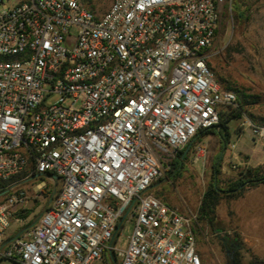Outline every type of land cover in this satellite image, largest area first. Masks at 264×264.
Instances as JSON below:
<instances>
[{
	"label": "built area",
	"instance_id": "obj_1",
	"mask_svg": "<svg viewBox=\"0 0 264 264\" xmlns=\"http://www.w3.org/2000/svg\"><path fill=\"white\" fill-rule=\"evenodd\" d=\"M231 1L110 0L102 13L89 0H20L0 12V259L206 264L198 216L179 214L150 190L237 108L211 67ZM241 127L264 143V125L245 118ZM34 179L56 191L31 225L33 210L15 214L42 194L27 188ZM13 222L27 223L10 233Z\"/></svg>",
	"mask_w": 264,
	"mask_h": 264
},
{
	"label": "rangeland",
	"instance_id": "obj_2",
	"mask_svg": "<svg viewBox=\"0 0 264 264\" xmlns=\"http://www.w3.org/2000/svg\"><path fill=\"white\" fill-rule=\"evenodd\" d=\"M19 1L0 0V12L14 7ZM89 3L96 7L99 12L104 13L110 0H89ZM77 32V28L71 30V37L66 42L69 49L74 47ZM214 51L216 54L211 59V67L218 83L222 87L234 91L237 95L244 93L247 96V102L250 103L247 113L239 119H233L229 122L231 143L224 160L226 161L233 143H237L240 147L243 144H247L246 147H249L255 143L264 148V143L253 142L249 130H246L240 139L236 135L237 127H241L245 118L255 124L264 125V0L231 1V5L227 7L223 15ZM56 100L57 97L52 96L49 103H54ZM197 142L198 139L183 149L184 155L180 156L183 167L181 169L176 168L172 170L171 174L164 175L160 180L165 178L167 183L161 188L152 189V194L183 216H188L191 213L197 215L198 224L195 231L197 250L201 258L206 264H228L229 259L222 239L226 238L227 247L231 242H234L235 236H239L232 231L238 225H243L250 232L254 231L255 225H261V222L264 221V187L238 201L228 200L227 197L220 196L212 221L200 218L202 199L212 185V167L217 159L213 162V157L209 153V138L203 144L204 153L198 154L196 152ZM177 158L179 160V157ZM219 162L221 170L222 164L221 161ZM237 173H239L237 169L226 168L224 173L219 175V180L222 182L220 186L225 188L226 182L235 179ZM27 188L33 194L42 192L37 200L33 198L34 195H31L29 205L33 207L31 209L33 212L28 221L34 225L48 205L56 187L46 179H34L28 182ZM27 222H13L9 232L24 230ZM134 226L135 219L129 220L125 224L117 241L119 249H126L129 238L133 234ZM230 231H232L231 234H229ZM241 237L236 238L238 242H242L243 237L242 239ZM254 257L247 254L244 258L241 257L240 264H252L254 260H257ZM0 264L13 263L7 259H0ZM110 264L115 263L110 261Z\"/></svg>",
	"mask_w": 264,
	"mask_h": 264
},
{
	"label": "crops",
	"instance_id": "obj_3",
	"mask_svg": "<svg viewBox=\"0 0 264 264\" xmlns=\"http://www.w3.org/2000/svg\"><path fill=\"white\" fill-rule=\"evenodd\" d=\"M229 127V124H228ZM216 132L219 130V128L214 129ZM249 130L248 128H238L236 129V135L237 138L240 139L244 135L245 131ZM249 133L250 130H249ZM229 134H230V129H229ZM252 137V134H250ZM209 138L210 140V148H209V153L213 157V162L215 159H217L220 155L221 158H219V161H221L222 164V169H221V174L224 173L226 168L232 167L233 169L239 170V173L241 171H244L246 169L252 168V169H257V168H264V148L257 146L255 143L254 145H250L249 147H246L247 144H243L242 147L240 145H237V143H233L232 149L230 150L229 156L226 161V154L228 150V146L231 143V135L229 137V140L226 144L223 143L222 137L218 134H209L206 136H200L198 137V144H201L203 146L205 140ZM253 139V142H256V140ZM257 143V142H256ZM196 145V146H197ZM195 146V149H196ZM230 165V167H229ZM230 170V169H228ZM230 172V171H229ZM235 176V179L229 180L234 181L238 179V175ZM166 176V175H165ZM167 183L166 179H162L159 181V183L155 184L152 189H158L164 186ZM222 184V182H221ZM264 187V183L262 184H257L254 186H248L244 189L242 194L239 197L235 198H228V200H240L244 199L246 196L248 197L252 193H255L258 189ZM152 189L150 190V193L152 194ZM162 201V200H161ZM164 202V201H162ZM167 204L166 202H164ZM168 205V204H167ZM264 215V214H263ZM262 215V216H263ZM29 219V218H27ZM256 229V230H255ZM233 232L237 233L239 237L242 239V244H243V249L241 251V257L244 258L247 254L255 256L254 258L257 259L260 262H264V221L261 222V225L257 224L254 226V231L250 232L248 229H246L243 225L237 226L235 230H232ZM229 234H231V232Z\"/></svg>",
	"mask_w": 264,
	"mask_h": 264
},
{
	"label": "trees",
	"instance_id": "obj_4",
	"mask_svg": "<svg viewBox=\"0 0 264 264\" xmlns=\"http://www.w3.org/2000/svg\"><path fill=\"white\" fill-rule=\"evenodd\" d=\"M240 17L243 18V16H240ZM224 89H227V88H224ZM249 105L250 103L247 102V96L244 95V93H239L237 95V108H233L229 111H226V113L222 115L221 123L219 125V130L217 132L214 129L204 130L200 133V136L204 137L209 134L218 133L222 137L223 143L226 144L230 137L229 127H228L229 122L233 119H239L243 114L247 113V109ZM181 155H184V150L180 152L178 156L179 160L177 158L176 160L172 162L171 169L168 170L167 175L171 174L173 172L172 170H175L176 168L181 169L183 167V164L181 163L182 160L180 159ZM220 167L221 166H220L219 157H218L212 167L213 168L212 185L205 192L204 197L202 199V204L200 207V218L209 219L210 222L212 221L216 213L217 201L220 196H225L228 198L239 197L246 187L264 183V168H257V169L249 168L244 171H241L238 175V179L234 181L226 182L225 184L226 187L223 188L220 186L221 182L219 180V175L221 174ZM6 187H7V184L0 183V188L2 190L5 189ZM31 211L32 210H29V211H26L25 213L17 212L15 216L26 218L29 216ZM236 238L238 239L239 236H235V239H234V245L237 246V252L235 253V257L237 260V264H239L240 257H241V251L243 249V244L240 241L238 242ZM222 244L226 248V238L222 239ZM254 261L259 262L257 260H254ZM259 263L262 264L261 262Z\"/></svg>",
	"mask_w": 264,
	"mask_h": 264
},
{
	"label": "flooded vegetation",
	"instance_id": "obj_5",
	"mask_svg": "<svg viewBox=\"0 0 264 264\" xmlns=\"http://www.w3.org/2000/svg\"><path fill=\"white\" fill-rule=\"evenodd\" d=\"M237 252V246L234 245V242H231L229 245L226 247V255L228 256L229 263L228 264H237V260L235 257V253ZM241 257H240V263H241ZM260 262V261H259ZM259 262H253L252 264H260ZM239 263V264H240ZM264 264V262H261Z\"/></svg>",
	"mask_w": 264,
	"mask_h": 264
}]
</instances>
